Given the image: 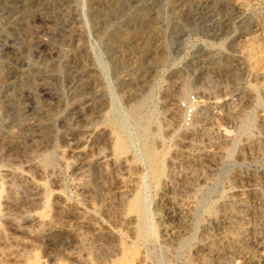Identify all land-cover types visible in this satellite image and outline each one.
Instances as JSON below:
<instances>
[{
    "label": "rangeland",
    "instance_id": "374dc122",
    "mask_svg": "<svg viewBox=\"0 0 264 264\" xmlns=\"http://www.w3.org/2000/svg\"><path fill=\"white\" fill-rule=\"evenodd\" d=\"M0 234V264H264V0H0Z\"/></svg>",
    "mask_w": 264,
    "mask_h": 264
},
{
    "label": "bare ground",
    "instance_id": "6f19581e",
    "mask_svg": "<svg viewBox=\"0 0 264 264\" xmlns=\"http://www.w3.org/2000/svg\"><path fill=\"white\" fill-rule=\"evenodd\" d=\"M235 1V0H234ZM238 1V0H237ZM241 2V1H240ZM253 3V2H252ZM99 19V18H98ZM99 21V20H98ZM106 36V35H105ZM112 36V35H111ZM115 37V36H114ZM120 37V36H119ZM109 39V38H108ZM119 41V40H118ZM109 43V42H108ZM114 44V43H113ZM241 54V53H240ZM244 59H245V57H244ZM83 82V81H82ZM135 113V114H134ZM133 114L134 115H136L137 116V114H136V112H134ZM141 122V121H140ZM85 139V138H84ZM75 152V151H74ZM75 154V153H74ZM77 155V154H76ZM80 158V157H79ZM152 158H153V156H152ZM151 160V159H150ZM34 161V160H33ZM81 164V163H80ZM32 165V164H31ZM30 165V166H31ZM90 165V164H89ZM75 166H76V164H75ZM28 167H29V165H28ZM31 169V168H30ZM8 172V171H7ZM17 173V172H16ZM30 178V177H29ZM30 180H32V179H30ZM20 182V181H19ZM28 182V181H27ZM33 182V181H32ZM40 187V186H39ZM12 192V191H11ZM38 193V192H37ZM9 196V195H8ZM2 198V197H1ZM10 198V197H9ZM5 200V199H4ZM13 201H15V200H13ZM48 204V203H47ZM176 208V207H175ZM172 209V208H171ZM146 210V209H145ZM173 210V209H172ZM171 210V211H172ZM174 211V210H173ZM146 212V211H145ZM24 214V213H23ZM141 214V213H140ZM179 214V213H178ZM177 214V215H178ZM182 214H185V213H182ZM187 214V213H186ZM223 215V214H222ZM9 216H11V215H9ZM30 217V216H29ZM178 217H181V216H178ZM17 218V217H16ZM143 218H145V215L143 216ZM160 218V217H159ZM223 218V217H222ZM13 219V218H12ZM142 219V218H141ZM146 220V219H145ZM143 221H144V219H143ZM230 221V220H229ZM238 221V220H237ZM141 222V221H140ZM139 222V223H140ZM145 222V221H144ZM209 222V221H208ZM151 224V223H150ZM139 225H141V224H139ZM144 225V224H143ZM148 225V224H147ZM25 227V226H24ZM152 227V226H151ZM250 227V226H249ZM143 228V227H142ZM165 229V228H164ZM27 232V231H26ZM144 232V231H143ZM176 232V231H175ZM146 233V232H145ZM163 233V232H162ZM4 234V233H3ZM173 234V233H172ZM0 235H2V234H0ZM146 234H144V236H145ZM173 237V236H172ZM143 238V237H142ZM175 238V237H174ZM6 240V239H5ZM8 240V239H7ZM244 240V239H243ZM255 248V247H254ZM259 252H261V251H259ZM7 254V253H6ZM252 254V253H251ZM1 255V254H0ZM209 255V254H208ZM201 256V255H200ZM236 256V255H235ZM3 257H5V256H3ZM16 257V256H15ZM74 257V256H73ZM244 257V256H243ZM214 258V257H213ZM222 258V257H221ZM234 258H236V257H234ZM9 259H11V258H9ZM254 259V258H253ZM239 260V259H238ZM39 261V260H38ZM219 261V260H218ZM192 262V261H191ZM248 262V261H247ZM40 264V263H39ZM127 264V263H126ZM233 264H243L242 262H235V263H233Z\"/></svg>",
    "mask_w": 264,
    "mask_h": 264
}]
</instances>
